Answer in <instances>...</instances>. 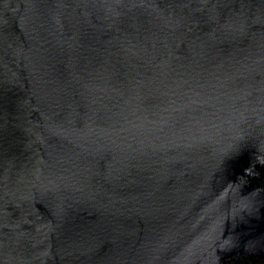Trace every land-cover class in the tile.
Here are the masks:
<instances>
[{
    "label": "water",
    "instance_id": "95a60500",
    "mask_svg": "<svg viewBox=\"0 0 264 264\" xmlns=\"http://www.w3.org/2000/svg\"><path fill=\"white\" fill-rule=\"evenodd\" d=\"M0 264H264V0H0Z\"/></svg>",
    "mask_w": 264,
    "mask_h": 264
}]
</instances>
